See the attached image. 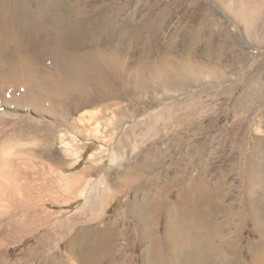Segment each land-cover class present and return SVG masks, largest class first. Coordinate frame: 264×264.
Returning a JSON list of instances; mask_svg holds the SVG:
<instances>
[{
  "label": "rangeland",
  "instance_id": "1",
  "mask_svg": "<svg viewBox=\"0 0 264 264\" xmlns=\"http://www.w3.org/2000/svg\"><path fill=\"white\" fill-rule=\"evenodd\" d=\"M78 5L88 12L101 11L114 18L128 16L134 22L155 23L157 47L151 55L144 53L147 30L144 43L137 48H123L122 55L129 69L140 68L146 77L162 76L168 67H177L178 83L139 93L135 98L110 99L114 105L108 110L103 107L107 102H103L74 111V89L53 90L47 84L48 73L56 68L47 55L62 41L57 30L62 29L63 17L56 7L46 9V44H36L34 51L39 53L29 55L36 67V80L19 81L21 86L16 84L11 89L13 95L4 91L9 92V101L0 98V258L7 264H143L144 244L135 216L137 206L154 191V186L140 190L136 186L126 187L124 182L139 172L144 147L154 149L145 176L160 177L159 195L165 199L169 194L168 201L174 202L181 185L171 182L167 187L169 176L164 174L172 160L187 150L204 151L211 181L232 180L240 199L248 185V155L255 149L258 137L264 146V0H82ZM24 45L26 48L21 50L27 52L30 47ZM44 50L46 58L42 55ZM149 58L153 61H144ZM155 62L161 64V70L154 69L151 63ZM192 65V82L179 84L184 78L181 69ZM45 91L44 98L57 109L58 116L33 104H16L18 98H28L26 94L43 99ZM192 95V102L200 106L196 114L201 124L184 130L178 135L181 145L166 151V141L154 142L161 133L168 134L173 129L163 127L162 121L170 113L166 107L172 105L170 111L185 113L195 105H186V99ZM31 96L26 99L30 103L35 101ZM241 96L244 99L239 110L235 99ZM119 106H123L126 116H119ZM89 113L98 117L90 119ZM158 113L157 120L154 116ZM96 121L99 129L95 134ZM136 122L142 126H134ZM132 126L136 135H146L144 140L132 138L119 146L117 142ZM60 135L75 146L79 157L76 161L62 148ZM4 148L11 150L5 158L1 154ZM92 150L98 152L90 159L88 154ZM103 185L111 192L107 200L105 192L99 190ZM97 192L105 203L95 219H88L86 197L91 195L93 199ZM245 207L238 239L239 256L247 261L246 245L257 241L259 232L251 211ZM163 223L164 215L160 214L155 230ZM109 224L114 229L110 252L94 261V232L104 227L109 231ZM189 249L183 251L179 264H199L191 249L189 255Z\"/></svg>",
  "mask_w": 264,
  "mask_h": 264
},
{
  "label": "bare ground",
  "instance_id": "2",
  "mask_svg": "<svg viewBox=\"0 0 264 264\" xmlns=\"http://www.w3.org/2000/svg\"><path fill=\"white\" fill-rule=\"evenodd\" d=\"M81 2L82 0H0V98L6 97L9 101L10 95H7L9 92L4 93V91L8 90L13 95L11 89H14L16 84L32 83L36 80L33 76L36 67L30 56L39 53L37 50V53L34 51V48L36 49L38 46H35L36 44L41 43L42 46L46 44L43 39L46 34V9H50V7H56L63 19H61L62 29L57 30L62 41L57 40L58 46H53L54 48L50 49L47 55V59L56 64L55 70L48 73L47 84L53 90L56 87L64 89V92L74 89L71 92L74 93L73 98H75L72 106L74 111L103 102H107L103 107L108 110L114 105L113 102H109L110 99L135 98L139 93L148 90L157 91L178 83L175 76L177 67H168L167 72L162 76L150 74L149 77H146L140 68L129 69L127 60L122 55L123 48L127 46L137 48L139 44L144 43L146 30L149 33V38L143 44L146 48V51H143L146 56L151 55L157 47L158 27L155 23L134 22L128 16L114 18L101 11L88 12L78 7ZM24 44L30 47L26 49L27 52L23 51L24 47L26 48ZM113 46L115 47L109 49ZM82 49L86 50L82 51ZM43 52L42 55L46 58V50ZM12 56H18V60ZM144 61L152 62L153 60L149 58ZM151 64L154 69L161 70L162 68L158 62ZM192 67L193 65L181 69L184 72V78L179 84L187 85L192 82L189 75ZM39 80L41 81V79ZM58 88L57 90H59ZM34 95L26 94V97L30 98L31 96L32 99L35 97ZM36 97L34 103L26 100L28 98H18L16 104L26 107L33 104L37 108L39 106L43 112L46 109V112L51 113L52 116L59 115L57 109L49 105L50 101L48 102L44 98L46 91L43 99L41 97L40 100H36ZM193 99L194 95L186 99L187 107H191L190 103H193ZM243 99L242 96L235 99L239 110L242 108ZM172 107V105L166 107L170 113L162 123L166 129L172 127L173 129L168 130V134L161 133L154 141L155 143L166 141V151L181 145V140H179L181 137L178 135L184 130L201 124V119H198L196 114L200 108L199 105L197 107L196 104L193 105L185 113H174V111H170ZM67 110L64 112L66 116L69 114ZM117 113L119 116L127 115L123 106L117 108ZM92 114L89 113L87 116L90 119L94 118L96 114ZM158 116L159 113L154 116L155 119L158 120ZM110 118H114V115L111 114ZM95 124L93 132L96 134L99 129L98 121ZM138 124L139 122H136L133 125ZM135 129L133 126L127 129L117 144L120 146L131 141L132 138L137 139L138 137L143 141L146 135L138 132L136 135ZM174 140L176 141L173 142ZM60 143L64 151L68 153L67 155L71 158L75 157V161L79 158L75 146L63 139L62 135H60ZM147 147L143 148L144 154L141 153L143 159L140 167L137 168L139 172L124 182L126 187L136 186L140 190H148L154 186V191L149 196L146 195V198L137 206L138 213L135 216L136 228L144 244L142 249L143 264H179L183 251L188 248L191 249L192 255L196 257L199 264H264V146L262 138L258 137L255 149L248 155L246 167L248 185L244 196L239 195L240 199L234 192L232 180L211 181L204 151H195L194 149H189L174 161L172 160V166L164 174V176H169V180L167 179L165 184L168 187V184L173 182L181 186L174 202L168 201L169 194L163 199L157 189V181L160 177L154 174L153 178H148L144 174L148 164H151L154 152V149L150 151ZM10 152L9 148H4L1 154L5 158L10 155ZM97 152L96 150L90 151L88 157L93 159ZM191 168L194 172L190 170ZM107 174L108 172H106ZM170 174L172 175L170 176ZM137 181L138 185H136ZM165 186L163 190H165ZM106 187L103 185L99 190L105 192L107 200L111 192H108ZM100 192H97L98 194L93 199L91 195L90 197L89 195L85 196L86 204L84 206L90 213L88 219H95L101 206L105 203L103 197L99 196ZM239 203L242 207L241 210ZM243 205L251 211L252 219L259 232V239L246 245L249 255L247 261L239 256L241 249L238 232L242 225ZM160 214L164 215V223L161 228L155 230L156 219ZM108 226L111 228L109 231H106L104 227L94 232L91 243V259L94 261L110 252V240L114 229L113 225L109 224ZM0 264L7 263L0 258Z\"/></svg>",
  "mask_w": 264,
  "mask_h": 264
}]
</instances>
